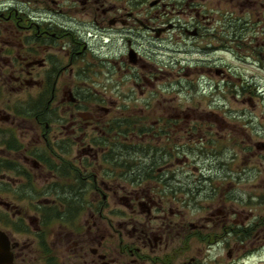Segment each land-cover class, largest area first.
<instances>
[{
    "label": "flooded vegetation",
    "instance_id": "obj_1",
    "mask_svg": "<svg viewBox=\"0 0 264 264\" xmlns=\"http://www.w3.org/2000/svg\"><path fill=\"white\" fill-rule=\"evenodd\" d=\"M220 54L264 61V0H0V264H197L182 260L198 253L189 238L212 249L215 229L262 253L264 195L227 185L257 211L212 203L190 221L172 203L255 173L233 168L235 144L213 132L224 119L162 107L149 121L133 97L172 73L182 89L228 87ZM120 100L131 108L117 116Z\"/></svg>",
    "mask_w": 264,
    "mask_h": 264
},
{
    "label": "rangeland",
    "instance_id": "obj_2",
    "mask_svg": "<svg viewBox=\"0 0 264 264\" xmlns=\"http://www.w3.org/2000/svg\"><path fill=\"white\" fill-rule=\"evenodd\" d=\"M170 41L167 47L171 50L176 49V45H173L172 40ZM192 57L201 58V56H197L194 53L187 55L189 59ZM219 57L231 68V81L228 87H217L216 84H214L201 92H196L194 85H191V88L184 86L182 89L178 86H174V83H177L181 78L172 73L166 77V81L159 82L155 88L144 87L143 95H141L138 89H136L133 94V97L137 99L136 108L146 110L148 112L147 115L151 117L148 118L149 121L156 118L154 113H157V115L161 114L162 107H174L178 111L182 110L188 113L192 110H196L199 114H217L219 118L224 119L228 126H221L214 120L212 121L214 126L213 132L217 138L223 136L226 142H233L235 144L234 149L237 151L232 150L231 153V155L236 154V157L231 159L233 168L237 170L239 166L236 164L239 162L240 165H243V168L255 167L253 176L251 178H248L246 175L242 176V182L239 184L236 183L233 176L218 180V184L221 185L222 188L214 198H210L209 196L207 199H198L196 202L192 200L191 206L188 208H183V203L179 199L176 200L177 202L172 200V203L180 204V209L182 208V212L185 213L182 218L184 217L188 221L206 216L209 211L208 207L212 203L220 206H222V203H225L226 207L229 209H235L236 211L246 210L245 213L250 212V210L254 212L257 211V200L256 204L252 205L245 202H243L244 204L236 203L235 199H225L226 194L223 195L222 192L226 191L227 185L229 186V192L239 187L247 193L264 195V165L260 166L259 164L262 159L261 156H264V151L258 152L257 154L255 148L249 144L250 139L255 142L264 141V134L258 137V133L262 132L261 128L264 127V61L249 64L228 54H220ZM174 72H176V70ZM210 75L213 77V82L221 79L215 72L210 73ZM186 81L187 79L185 78L181 79V82ZM164 83L167 85V91L161 86V84ZM121 102L122 100L119 101L118 107L115 109V115L117 116L120 115L121 112H128L131 108L130 103L126 102L125 104L129 107H124V104ZM225 143L221 144L222 147ZM228 148L229 150L233 149L231 146H228ZM249 148H251V150H248ZM228 155L230 157V154ZM241 159H243V162ZM187 169L185 173L190 175L192 173L191 164ZM226 174L230 173L226 171ZM123 186L127 187L130 186V184L124 183ZM135 186L137 185L135 184ZM132 188L134 187L130 189ZM245 195V198H247L248 195ZM239 218L240 217H235V219ZM207 233H212V230L204 232L205 235ZM205 235H203V237H205ZM221 236L222 232L215 229L213 240H218L221 244H213L212 249H208L207 241H203L201 237H198V239L194 237H192V239L189 238L188 243L190 241L191 243L188 244V249L190 246H197L198 253L196 255L192 253V249H189L187 253L182 254V260L187 262L193 255L197 260V264H264V250L262 253H257L254 249L248 248V251L241 254L238 245L232 246L235 250V254L233 257L229 258L227 255L228 250L232 247L223 246ZM198 240L199 242L195 244L194 241ZM231 243L233 244V241ZM244 254L251 255L249 258L247 256L244 258Z\"/></svg>",
    "mask_w": 264,
    "mask_h": 264
}]
</instances>
